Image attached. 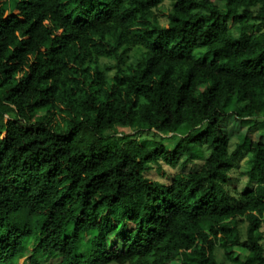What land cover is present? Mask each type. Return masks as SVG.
<instances>
[{
    "label": "clouds",
    "instance_id": "obj_1",
    "mask_svg": "<svg viewBox=\"0 0 264 264\" xmlns=\"http://www.w3.org/2000/svg\"><path fill=\"white\" fill-rule=\"evenodd\" d=\"M0 264H264V0H0Z\"/></svg>",
    "mask_w": 264,
    "mask_h": 264
}]
</instances>
